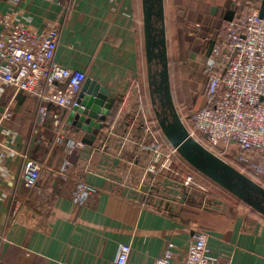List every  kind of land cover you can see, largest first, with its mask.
<instances>
[{"label":"crops","instance_id":"1","mask_svg":"<svg viewBox=\"0 0 264 264\" xmlns=\"http://www.w3.org/2000/svg\"><path fill=\"white\" fill-rule=\"evenodd\" d=\"M242 4L22 0L20 14L27 11L39 29L45 20H63L55 59L85 72L86 80L100 82L116 102L95 141L78 145L74 143L82 141L85 132L67 123L69 112L62 120L63 138H58L52 122L39 124L37 96L7 89L0 113L8 103L14 112L0 125V143L45 166L38 186L30 190L22 180L23 157L0 156V234L5 236L0 264H113L123 243L133 248L132 264H154L168 241L175 244L174 263L184 264L199 227L209 232L208 246L214 254L233 253V264H264L262 213L242 207L238 194L226 186L228 191H221L224 185H213L177 152L162 164L164 154L173 151L162 126L167 110L173 118L175 111L188 129L207 86V36L231 11L235 16ZM146 7L152 9L155 36L149 32V37L154 44L148 42ZM1 8L9 9L5 3ZM192 22L202 24L195 35L188 29ZM184 100L192 105L181 111L176 102L183 106ZM66 159L71 163L68 180L60 174ZM188 174L195 179L192 194L183 185ZM243 174L264 188V175ZM81 179L93 190L78 203L74 192Z\"/></svg>","mask_w":264,"mask_h":264},{"label":"built area","instance_id":"2","mask_svg":"<svg viewBox=\"0 0 264 264\" xmlns=\"http://www.w3.org/2000/svg\"><path fill=\"white\" fill-rule=\"evenodd\" d=\"M241 1L242 7L234 18L225 20L207 36L211 42L205 65L207 86L203 104L190 115L193 129L189 135L199 133L210 143V148L218 150L227 159L225 162H233L241 172L264 175L263 0H232L234 4ZM21 2L0 0V99L8 88H13L16 93L26 91L37 96L40 100L39 124L52 122L58 138L62 139L63 117L77 103L86 73L55 59L63 20H45V27L39 29L32 24L33 16L27 11L20 14L24 12L18 7ZM3 3L8 10L1 8ZM201 27L200 22H192L188 29L195 35ZM12 117L11 103H8L0 113V125ZM84 143L82 140L74 144ZM2 145L0 156L3 159L10 155L23 157L22 180L27 188L35 189L45 165L12 145ZM173 152H177L176 147L164 154L163 166L172 158ZM70 165V160L66 159L60 171L66 180L71 177ZM155 169L152 166V170ZM194 180V176L188 174L183 181L185 187L189 186L190 194ZM92 190L86 180H79L75 200L83 203ZM195 236L184 264H233V253L212 252L206 229L197 228ZM4 239L5 236L0 234V244ZM132 250L130 244H121L113 264H132ZM174 258L175 244L168 241L154 264H175Z\"/></svg>","mask_w":264,"mask_h":264},{"label":"water","instance_id":"3","mask_svg":"<svg viewBox=\"0 0 264 264\" xmlns=\"http://www.w3.org/2000/svg\"><path fill=\"white\" fill-rule=\"evenodd\" d=\"M214 10L215 7H213ZM156 13L162 14V11L157 10ZM151 15L152 9L146 7L145 21L148 42L149 44H154V40L149 37V32L152 36H155L151 32ZM261 15H264V0ZM156 42L160 44L163 42V39L155 41V44ZM164 73L166 86L163 84L162 87L165 86L164 89L167 90L169 85L168 70L166 68ZM76 102L68 113L67 123L84 131L85 136L83 141L91 144L103 128V122L110 115L116 98L107 87L97 80L87 79L78 93ZM173 116V121L168 124L165 121L162 122L163 129L172 143L180 148L182 155L195 167L232 191H235V189L230 185L229 180L234 179L235 174L239 173L244 178L249 179L240 170L217 157L199 141L191 137L185 124L175 111L173 112ZM236 183L238 184L240 181L236 180Z\"/></svg>","mask_w":264,"mask_h":264},{"label":"trees","instance_id":"4","mask_svg":"<svg viewBox=\"0 0 264 264\" xmlns=\"http://www.w3.org/2000/svg\"><path fill=\"white\" fill-rule=\"evenodd\" d=\"M159 15V14H158ZM234 18L233 11L230 12L226 20ZM161 34V33H160ZM150 58L153 59V53L150 50ZM164 62V56L161 58ZM13 111V108H12ZM14 112V111H13ZM239 180L240 183H236ZM230 185L235 189L236 194L241 198V206L244 208H251L256 212H260L264 215V189L262 186L255 183L253 180L246 179L239 173L234 175V179L229 180Z\"/></svg>","mask_w":264,"mask_h":264},{"label":"rangeland","instance_id":"5","mask_svg":"<svg viewBox=\"0 0 264 264\" xmlns=\"http://www.w3.org/2000/svg\"><path fill=\"white\" fill-rule=\"evenodd\" d=\"M207 76V75H206ZM185 95L186 96H188V94H187V91L185 92ZM185 96V97H186ZM177 103V106H178V108H179V110H181V111H185L186 109H188L187 107H190L192 104H191V100H184V103H183V106H180L181 104H179L178 102H176ZM173 119V117H171V114H169L168 113V110H167V113H166V123L168 124L169 122H171V121H173L172 120ZM193 129V124H192V122L189 120V124H188V131L190 132L191 130ZM190 134V133H189ZM196 135V136H195ZM194 136H191V137H193L194 139H196L197 141H199L207 150H209L210 152H212V153H214L217 157H219L220 159H222L223 161H225V160H227V159H225L219 152H218V150H213L212 148H210L209 147V145H210V143L205 139L204 140V137H200L199 136V133H196ZM200 137V138H199ZM165 139H167L166 137H165ZM167 143H169L170 144V142L167 140ZM164 145H166V144H164ZM174 147H176V151H177V154L180 156V157H182V158H185L183 155H182V153L180 152V148L178 147V150H177V146L176 145H173L172 144V146H171V148H174ZM191 163V162H190ZM192 164V163H191ZM193 165V164H192ZM194 166V165H193ZM195 167V166H194ZM196 169H198L197 167H195ZM198 171H200L201 172V170H199L198 169ZM201 173H204V172H201ZM202 175H204L205 177H207L208 178V180L210 181V182H212L213 183V185H215V184H217L218 183V181H216V180H214L213 178H211L210 176H208L207 174H202ZM223 186V185H222ZM221 187V186H220ZM210 189L212 190L211 191V193H213V190L215 191V188H211L210 187ZM229 190V189H228ZM226 188H225V186L223 187V189H221V191H228Z\"/></svg>","mask_w":264,"mask_h":264}]
</instances>
